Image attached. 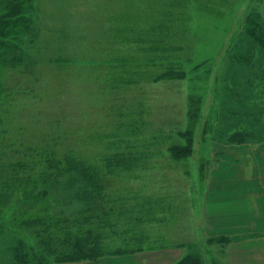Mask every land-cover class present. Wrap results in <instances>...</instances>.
Wrapping results in <instances>:
<instances>
[{"label": "rangeland", "instance_id": "rangeland-1", "mask_svg": "<svg viewBox=\"0 0 264 264\" xmlns=\"http://www.w3.org/2000/svg\"><path fill=\"white\" fill-rule=\"evenodd\" d=\"M12 1L0 0V16ZM165 1L180 19L176 25L186 29L180 34L191 49V60L185 61L181 50L175 53L186 77L123 86L120 81L116 87L112 75L127 78L138 72L136 65H122L120 59L136 56L142 61L148 56L143 44L123 42L132 35L127 27L147 26ZM165 1H32L31 27L20 39L21 52L12 54L14 64L0 65L1 72L9 73L0 74V164H11L6 165L8 178L0 173V218L4 221L24 220L17 219V214L34 207V201L22 199L16 206L15 200L26 191H39L42 184L32 185L24 173L30 176L44 166L39 163L32 172L29 167V172L23 169L17 187L10 175V156L22 150L36 152L37 158L43 139L51 135L65 140L66 136V146L71 144L89 159L120 153L136 157L132 170L111 175L106 191L111 211L119 208L111 218L116 223L113 231L104 230L110 233L109 247L144 244L142 252L181 251L168 264L178 263L189 253L198 254L204 264H227L233 239L207 234L205 213L210 216L216 209L230 208L219 195L230 196L229 189L243 177V171L233 173L231 166L234 154L243 156L240 144L264 147V141L257 139L264 136V49L247 32L255 21L264 28V0ZM58 58L69 60L55 61ZM118 65L120 72L114 68ZM193 97L199 99L194 103L198 118L191 114ZM191 127L192 154L172 157L170 147L185 143L180 132ZM248 129L256 138L238 141L237 137L249 136ZM55 146L57 150L66 147ZM3 153L8 157L1 160ZM226 160L230 163L223 182L215 176V168ZM232 175L237 179L232 181ZM135 233H145L147 238L131 242ZM37 240L30 235L28 244L35 245ZM18 244L16 235L0 232V264H16L13 250ZM111 256L129 255L62 261L51 254L48 264H85ZM159 258L158 264L168 261Z\"/></svg>", "mask_w": 264, "mask_h": 264}, {"label": "trees", "instance_id": "trees-1", "mask_svg": "<svg viewBox=\"0 0 264 264\" xmlns=\"http://www.w3.org/2000/svg\"><path fill=\"white\" fill-rule=\"evenodd\" d=\"M32 1L14 0L8 4L6 11L0 16V65H3V62L7 65L14 64L16 56L12 54L21 52L20 47H18L22 42L20 39L31 27L28 11L32 6ZM162 3H160V8L155 9L154 17L148 20L147 26H140L138 23L132 24L131 21L132 25L127 27V32L132 35L123 38V42L143 44L144 51L148 56L143 58L142 61L136 56H129L130 58L125 56L120 59L118 62L123 63L122 65H136L137 68L134 70L138 72H134L132 69L131 72H134L135 75L130 74V72L127 78L112 75V82L115 84L121 81V86L124 84L138 85L142 81L156 83L186 77V70L181 67V63H176V59H179V57L175 55L176 52L181 50L185 61L190 58L191 49L185 47L183 44L184 39L181 38L186 29L184 28L183 31L180 28L182 26L176 25L180 19L167 8L168 1L164 2V7ZM262 26L255 21L247 28V32L264 49V28ZM181 30L183 31L182 35L180 34ZM13 37H16L19 41L17 40V43L13 42L12 40L15 39ZM140 48L142 47H139V50ZM59 60L68 61L69 59L58 58L55 61ZM115 62L117 63V61ZM145 67L148 70L144 69ZM114 68H116V71L120 66ZM153 68L158 70L153 71ZM121 71L122 73L127 72L126 70ZM0 74L3 77L9 73L0 70ZM141 74L143 75L141 76ZM119 86L118 83L116 87ZM194 99L195 97L191 98V114L193 117L198 118L200 112L196 111L194 103L198 102L196 100L199 99ZM246 133L249 136L242 135L237 137V140L246 141L252 139V137L256 138V133L252 134L253 132L249 129L246 130ZM180 134L185 138V143L174 144L170 148L173 154L172 157L183 159L189 157L193 152V127L185 133L180 132ZM49 137L42 140L44 145L37 158L34 151L17 150L11 156L9 155V159L13 160V171L10 172L12 173L10 175L16 179L14 181L17 187L21 186L16 181L21 176L23 169L26 172L31 169L32 172L36 171L39 163L44 165L43 168L36 171V173H31L30 176L29 173H24L28 180L30 179L29 182L32 185L39 186L42 184L39 191L30 190V194L26 191L24 195H19L15 200L16 206V203H19L22 199H25L27 203L34 201V207L31 210L27 209V211L17 214V219L18 217H24V220L7 222L0 218V232H9L19 238V244L13 250L17 259L16 264H48L51 254H56L59 260L66 261L93 259L109 254L137 253L144 250V244H130L128 248H125L126 246L109 247L106 238L110 236V233L104 232L107 228L113 231L116 223L111 218H114V215L119 212V208L111 211V207L108 206L109 196L106 191L111 187V175L123 174L125 171L132 170L135 167L134 159L136 157L134 155L128 157L120 153L89 159L83 153L78 152L71 144L67 147L66 136L65 140L62 139V136L51 138V135H49ZM257 139L263 142L264 136ZM62 144L66 147L57 150L55 145L61 146ZM7 157L8 154L3 153L1 160ZM6 165H9V163L1 162L0 173H6L1 177L6 176L8 178ZM27 186L31 188L30 185ZM117 219L118 217L115 218V220ZM114 234L116 235L115 232ZM141 234L135 233L131 242L136 239L144 241L147 236L145 233ZM30 235H35L38 238L37 244H28ZM176 264L204 263L198 254L189 253Z\"/></svg>", "mask_w": 264, "mask_h": 264}, {"label": "crops", "instance_id": "crops-1", "mask_svg": "<svg viewBox=\"0 0 264 264\" xmlns=\"http://www.w3.org/2000/svg\"><path fill=\"white\" fill-rule=\"evenodd\" d=\"M240 146L243 156L234 154L231 166L234 167L233 173L235 170L238 173L243 171V177L229 189L232 193L230 196L219 195L230 203V208L216 209L210 216L206 211V233L228 235L233 239L227 264H264V172H261L264 170V160H261L264 158V154H261L264 147L254 148L250 142H243ZM226 156L228 158V155H222ZM219 163L221 168H215V176L223 182L227 181L224 180V170L230 162L226 160ZM236 179L232 175V181ZM218 182L219 186H223V182ZM128 255L103 257L96 261H87L85 264H158L159 257L168 259L167 263L165 262L168 264L169 258L178 259L181 251L165 248Z\"/></svg>", "mask_w": 264, "mask_h": 264}]
</instances>
